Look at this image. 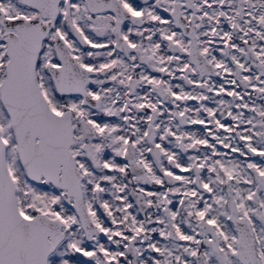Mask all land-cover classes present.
<instances>
[{"label":"snow or ice","instance_id":"snow-or-ice-1","mask_svg":"<svg viewBox=\"0 0 264 264\" xmlns=\"http://www.w3.org/2000/svg\"><path fill=\"white\" fill-rule=\"evenodd\" d=\"M0 264H264V0H0Z\"/></svg>","mask_w":264,"mask_h":264}]
</instances>
